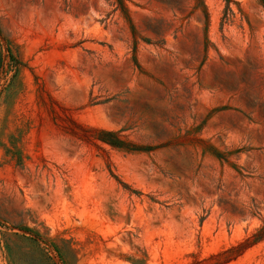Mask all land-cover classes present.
<instances>
[{"label": "rangeland", "instance_id": "374dc122", "mask_svg": "<svg viewBox=\"0 0 264 264\" xmlns=\"http://www.w3.org/2000/svg\"><path fill=\"white\" fill-rule=\"evenodd\" d=\"M263 228L258 0H0V264H264Z\"/></svg>", "mask_w": 264, "mask_h": 264}, {"label": "trees", "instance_id": "16d2710c", "mask_svg": "<svg viewBox=\"0 0 264 264\" xmlns=\"http://www.w3.org/2000/svg\"><path fill=\"white\" fill-rule=\"evenodd\" d=\"M264 7V0H258ZM108 136L110 137H114V139H116L117 142H112L110 140H103L104 142L106 143H109L110 145H112L113 147H116V148H123V149H127V148H124L125 146L122 144V142L118 139V138H115V135L113 134H108ZM262 237V238H261ZM264 238V228L259 231V234H258V237L256 241H260L261 239Z\"/></svg>", "mask_w": 264, "mask_h": 264}]
</instances>
